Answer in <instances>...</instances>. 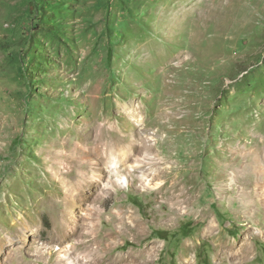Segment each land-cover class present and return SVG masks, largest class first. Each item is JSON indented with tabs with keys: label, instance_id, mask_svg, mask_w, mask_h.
I'll list each match as a JSON object with an SVG mask.
<instances>
[{
	"label": "rangeland",
	"instance_id": "rangeland-1",
	"mask_svg": "<svg viewBox=\"0 0 264 264\" xmlns=\"http://www.w3.org/2000/svg\"><path fill=\"white\" fill-rule=\"evenodd\" d=\"M263 166L264 0H0V264H264Z\"/></svg>",
	"mask_w": 264,
	"mask_h": 264
},
{
	"label": "bare ground",
	"instance_id": "bare-ground-1",
	"mask_svg": "<svg viewBox=\"0 0 264 264\" xmlns=\"http://www.w3.org/2000/svg\"><path fill=\"white\" fill-rule=\"evenodd\" d=\"M120 139V138H119ZM119 143V142H118ZM81 148V147H80ZM77 149V148H76ZM78 150V149H77ZM79 150H81V149H79ZM82 153H85V154H87L88 152L87 151H83ZM79 154H80V151H79ZM129 154L130 153H126L125 155H121V157H122V159L124 160V162L126 161V160H130L131 158H129L128 159V156H129ZM114 167H118L119 165V162H116V160H114L113 161V163H111ZM263 164V163H262ZM263 171H264V166H263ZM114 170V169H113ZM118 170V169H117ZM116 171V170H115ZM116 173H118V171L116 172ZM119 180L121 181V182H126V176L125 175H120V178H119ZM262 192H264V188L262 189ZM173 210V209H172ZM177 210V209H176ZM173 211H175V209L173 210ZM140 224V223H139ZM213 227H214V224H213V222L210 220L209 221V223H208V229H210V230H212L213 231ZM209 232V231H208ZM69 234L70 235H76L77 233H76V231L75 230H73V234H71L70 232H69ZM153 249H154V247H150V251H153ZM249 247H248V244L246 243L245 244V246L242 248V250H240V252H238V254H236V256H238L239 258H241V257H243V256H245V255H247L248 253H249ZM225 252L228 254V249H225ZM146 255H148V254H150V252H147V253H145ZM233 254H235L234 252H232V255ZM64 254H61V256H63ZM66 256V255H65ZM67 257V256H66ZM66 257H64V259L66 258ZM187 264H189V261H187L186 262ZM69 264H72V262H70Z\"/></svg>",
	"mask_w": 264,
	"mask_h": 264
}]
</instances>
